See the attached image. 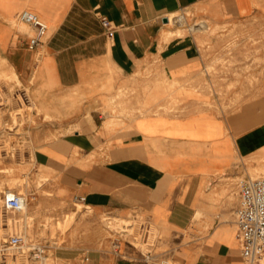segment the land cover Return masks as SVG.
<instances>
[{
  "label": "crops",
  "instance_id": "crops-1",
  "mask_svg": "<svg viewBox=\"0 0 264 264\" xmlns=\"http://www.w3.org/2000/svg\"><path fill=\"white\" fill-rule=\"evenodd\" d=\"M23 9L48 24L38 48L29 46L34 28L16 19ZM186 9L213 22L264 19V0H0V61L39 109L33 166L16 173L26 179L25 228L30 239L69 245L55 249L59 264H250L235 223L236 178L264 165V86L234 114L113 118L112 100H125L126 88L137 99L147 68L179 80L202 68L198 37H167L164 19ZM1 171L0 181L11 179ZM9 191L22 193L7 188L0 197ZM74 203L87 210L66 233L58 228V239L43 236L46 219L58 227ZM137 215L164 233L148 253L103 222Z\"/></svg>",
  "mask_w": 264,
  "mask_h": 264
},
{
  "label": "rangeland",
  "instance_id": "rangeland-1",
  "mask_svg": "<svg viewBox=\"0 0 264 264\" xmlns=\"http://www.w3.org/2000/svg\"><path fill=\"white\" fill-rule=\"evenodd\" d=\"M169 20L172 31L167 35L168 39L177 36L198 37L202 45V68L183 80L169 78L164 70L147 68L141 72L137 99L128 97L134 89L126 88L120 93V96L126 97L125 100H112V111L115 115L119 114L113 117L115 122L117 119L122 122L124 116L148 113L189 114L207 111L222 115L234 114L259 95L264 86V19L254 15L213 22L196 17L190 9H186L171 14ZM11 69L0 61V170L11 178L7 182L0 181V192L14 188L25 193L26 179L16 173L20 166H33L32 138L35 133L32 126L36 124L39 109L27 84ZM6 159H10L11 163H5ZM262 175L264 165H254L247 173L243 172L236 178L237 188L240 179ZM44 182L46 178L42 176L36 184ZM3 195L0 197V241L11 234L32 238L31 230L26 231L25 228L26 209H6L3 206ZM73 208L72 213L66 212L64 221L58 222V227L48 217L42 235L47 236L50 230L51 236L58 239V228L66 233L76 217L87 210L82 203H74ZM31 221L29 218V224H32ZM103 222L116 237L122 236L136 243L146 253L152 249L157 237L164 234L140 215L130 219L104 217ZM46 245L48 258L45 262L59 264L55 249L69 245L59 241ZM162 259H159V264ZM169 261L175 264L172 259ZM30 263L43 264L36 261Z\"/></svg>",
  "mask_w": 264,
  "mask_h": 264
},
{
  "label": "built area",
  "instance_id": "built-area-1",
  "mask_svg": "<svg viewBox=\"0 0 264 264\" xmlns=\"http://www.w3.org/2000/svg\"><path fill=\"white\" fill-rule=\"evenodd\" d=\"M16 19L34 28L29 46L38 48L47 34V22L30 9L19 11ZM102 23L112 35L115 30L112 21L103 16ZM238 183L239 203L235 210V223L242 256L250 264H261L264 263V175L242 178ZM4 200L5 208L22 210L28 197L18 191H9ZM47 258L48 246L37 239L29 240L24 235L11 234L0 241V264H31L32 261L44 264ZM160 264H170V261L162 259Z\"/></svg>",
  "mask_w": 264,
  "mask_h": 264
},
{
  "label": "bare ground",
  "instance_id": "bare-ground-1",
  "mask_svg": "<svg viewBox=\"0 0 264 264\" xmlns=\"http://www.w3.org/2000/svg\"><path fill=\"white\" fill-rule=\"evenodd\" d=\"M0 99H1V97H0ZM4 100V99H3ZM7 194V193H6ZM4 199H5V197H4ZM3 199V200H4ZM5 201V200H4ZM4 201H3V206H4ZM5 207V206H4ZM26 207H27V203H26V206L22 209V210H16V211H23V210H25L26 209ZM7 209V208H6ZM11 210V209H10ZM13 210V209H12ZM45 264H47V262H45Z\"/></svg>",
  "mask_w": 264,
  "mask_h": 264
},
{
  "label": "water",
  "instance_id": "water-1",
  "mask_svg": "<svg viewBox=\"0 0 264 264\" xmlns=\"http://www.w3.org/2000/svg\"><path fill=\"white\" fill-rule=\"evenodd\" d=\"M164 20H165L166 22H168V21H169V17L165 18Z\"/></svg>",
  "mask_w": 264,
  "mask_h": 264
}]
</instances>
